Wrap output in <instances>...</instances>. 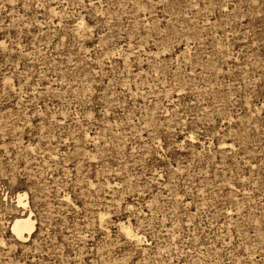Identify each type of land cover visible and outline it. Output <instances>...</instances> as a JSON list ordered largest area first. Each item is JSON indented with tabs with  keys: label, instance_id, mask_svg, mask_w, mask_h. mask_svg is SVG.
Returning a JSON list of instances; mask_svg holds the SVG:
<instances>
[{
	"label": "rangeland",
	"instance_id": "374dc122",
	"mask_svg": "<svg viewBox=\"0 0 264 264\" xmlns=\"http://www.w3.org/2000/svg\"><path fill=\"white\" fill-rule=\"evenodd\" d=\"M0 264H264V0H0Z\"/></svg>",
	"mask_w": 264,
	"mask_h": 264
},
{
	"label": "bare ground",
	"instance_id": "6f19581e",
	"mask_svg": "<svg viewBox=\"0 0 264 264\" xmlns=\"http://www.w3.org/2000/svg\"><path fill=\"white\" fill-rule=\"evenodd\" d=\"M19 202H21V199L19 198ZM12 229L17 232L19 235H21V231L24 228H30L31 226V220L29 217L18 215L14 218L12 221ZM127 234H130L129 230L126 229L125 231ZM137 235V234H136ZM138 237V235L136 236Z\"/></svg>",
	"mask_w": 264,
	"mask_h": 264
}]
</instances>
